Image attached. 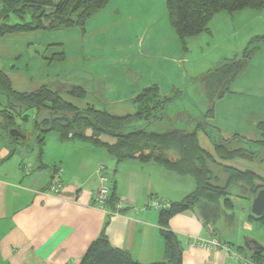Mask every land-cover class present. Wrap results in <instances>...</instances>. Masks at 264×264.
<instances>
[{"label": "crops", "instance_id": "obj_1", "mask_svg": "<svg viewBox=\"0 0 264 264\" xmlns=\"http://www.w3.org/2000/svg\"><path fill=\"white\" fill-rule=\"evenodd\" d=\"M156 1L111 0L87 20L84 34L78 32L75 36L73 78L76 81L70 83L66 78L56 92L79 87L85 91V98L71 100L83 102V107L93 106L110 115L125 116L134 114L132 102L142 91L156 87L162 97L174 98L173 104H179L175 117L185 118L194 125L184 130L191 132L202 125L197 138L206 152L214 154L212 142L229 141V146L246 148L244 142L258 140L257 126L264 125V40L249 47L256 48L255 53L226 94L214 103L206 97L203 78L224 60L238 57L251 40L264 37V16L251 14L255 11H250L248 16H214L207 33L188 38L182 44L169 25L167 12L156 15ZM235 27L238 32L239 28L248 29L242 49L239 45L229 46L216 60V67L203 69L204 61H208L207 39L216 34L219 39L228 36L233 39L237 35ZM57 45L63 51L47 57V63L69 58L63 43ZM91 53L98 54V58L88 64L82 61L83 54ZM2 72L14 92L33 93L42 87L54 91L48 79L33 81L31 74L23 79L32 83V87L18 91L8 74ZM195 97L196 100L204 97L203 107L192 105ZM61 98L66 101L62 95ZM94 102L106 105L98 107ZM187 104H191L195 115ZM166 107L163 121L171 125L173 119L165 114ZM111 109L121 113H109ZM210 109L211 115L204 118ZM54 135L49 138V149L44 141L41 155L36 146L32 149L35 153L32 159L29 157L33 154L22 155L19 142H11L0 130V264H78L91 243L102 235L113 248L126 252L140 264L165 261L164 241L158 226L159 209L151 208L150 203L169 205L182 201L194 190V180L169 173L154 163L130 160L116 164L102 147L88 141L62 142ZM201 139L208 143L207 147L202 146ZM168 155L177 158L174 152ZM242 162L246 161L219 163L264 179V174L241 167ZM252 163L256 161L249 164ZM100 165L106 173L113 170V181L107 187L111 188L114 204L108 205L107 212L94 204L96 190L108 183L99 181ZM48 168L52 173L47 172ZM221 173L220 178L212 175L213 183L225 186L227 174ZM57 178L61 191L54 195L48 189ZM255 185L261 184L256 181ZM228 193L230 209L222 201L214 205L201 202L170 219L168 227L180 242L182 264H236L222 250L189 247L190 238L216 239L250 259L255 255L254 246L247 241L264 247V227L248 214L252 195L239 184L230 185ZM113 207L114 215L109 211Z\"/></svg>", "mask_w": 264, "mask_h": 264}, {"label": "trees", "instance_id": "obj_2", "mask_svg": "<svg viewBox=\"0 0 264 264\" xmlns=\"http://www.w3.org/2000/svg\"><path fill=\"white\" fill-rule=\"evenodd\" d=\"M111 0H0L1 17H7L13 13L23 19L29 13V21L13 25L1 24L0 37L26 33L33 30H53L58 28L80 27L83 29L87 20L102 11ZM165 7L170 27L176 33L182 44L188 38L199 36L208 32V24L211 19L220 12L233 14L245 9L259 12L264 9V0H165ZM46 21L43 24L42 21ZM264 40L258 37L248 43V47L240 57L224 60L219 67L208 72L204 78V89L207 99L214 103L226 94L231 83L243 72L247 62L255 53L256 48L249 47ZM82 100L86 93L79 87H72L61 92L51 91L42 87L33 93H17L11 88L8 78L0 69V129L13 143L17 139L8 137V131L17 129L21 134V122H28L30 117L27 111H34L32 128L37 133L35 145L41 155L45 137L49 133H55L62 142L80 140L88 141L97 147H102L107 154L114 159L116 164L135 160L141 164L154 163L167 172L179 177H190L194 180L195 188L182 201L171 203L167 208L159 209V234L164 241L165 261L152 264H182V252L180 242L170 231L168 223L170 219L182 212L192 209L203 202L214 205L220 201L226 208H232L228 189L232 184H239L243 190H247L252 197L264 188V179L252 172H240L230 167L223 166L222 170L227 174L225 186L213 183V176L209 165H217L220 162H229L240 159L246 162L256 161L258 150L253 146L264 149V125H258V140L244 142L247 148L231 149L230 142H212L213 152H206L199 144L197 130L186 131L173 127L165 132L147 130V127L155 122L165 119L163 114L165 106L174 98L162 97L156 87L146 88L133 100L135 112L132 115H110L105 110L86 106L80 110L76 106L64 101L61 95ZM175 97V96H174ZM210 109L204 118L211 115ZM70 116V117H69ZM137 121H143L146 125L142 128H129ZM90 130V135L85 131ZM101 136L115 139L113 144H107L100 140ZM243 142L242 140H240ZM21 142V141H20ZM174 152L176 159L168 153ZM261 185H255V182ZM113 195L107 202V207L112 206ZM109 209V208H108ZM111 213L114 207L109 210ZM115 213V212H113ZM251 220L253 217L249 215ZM255 221V220H254ZM264 227V217L256 220ZM253 261L263 263L264 253L253 255ZM78 264H140L133 261L124 251L111 246L105 235L95 240L86 250Z\"/></svg>", "mask_w": 264, "mask_h": 264}, {"label": "rangeland", "instance_id": "obj_3", "mask_svg": "<svg viewBox=\"0 0 264 264\" xmlns=\"http://www.w3.org/2000/svg\"><path fill=\"white\" fill-rule=\"evenodd\" d=\"M58 1L59 0H53L54 3H57ZM163 2H164L163 0H157L154 4L157 16H161L162 12L166 14L165 5H163ZM250 11L251 10L245 9L243 11H240L243 13L236 12L233 14H228L226 12H220L216 14L215 16H248L247 14H250L249 13ZM0 12H1V5H0ZM251 14H255L254 16H256V14H258L257 16H264V9L259 12H252ZM1 16H4V15L0 14V25L1 24L13 25L16 23H23L24 21L28 22L29 17H30L29 13H26L23 16V19L16 17L13 13L8 14L7 17H1ZM42 22L43 24H46L45 20ZM236 23L237 21H235V25ZM237 29L238 28L235 27L237 35L235 34V38L233 39H232V36H228L227 38H224V39L223 38L219 39L217 38V34L207 39L209 42L208 61L207 62L204 61L203 69L212 70L214 67H216L217 65L216 60L218 61L220 59L219 57L222 56L226 52V50L229 49V46L239 45V49L240 48L242 49L243 47L242 43L244 41V38L246 37L245 35L247 34L248 29L239 28V32L237 31ZM78 32L80 33L81 36L82 34H84L83 29H81L80 27H71V28H59V29H53V30L38 29V30L26 32V33H18V34H12V35L10 34V35L0 37V69L4 71L6 74H8V76L12 79L15 89H17L18 91L28 90L30 89V87H32V83H28L23 79L24 76H30V74L31 76H33L32 77L33 81L40 82V81H43L44 79H48V82H49L48 85L54 91L59 89V85L63 83L66 78H68L70 83H74V81L76 80L73 78L74 77L73 56L76 55L75 50H76L77 45H76L75 36L78 34ZM58 42L63 43L69 58L66 59V61H52V62L47 63L46 61L47 57L57 54L58 51H61V50L63 51V49H59L57 45ZM242 51L243 50H240L238 54L239 57ZM83 56L84 58H82V61H85L87 64L90 61L93 62L94 59L98 58V54L96 53H91L90 55L83 54ZM26 66H27V69L25 68ZM31 72H33L35 75H33ZM62 96L66 101L73 102L74 106L78 107V109L80 110L85 109V107H83V102L77 103L76 100L74 101L71 100L70 97L66 96L65 94H62ZM88 98L90 97L88 96ZM194 99L191 100L192 105L203 107L204 104L206 103V100L204 99V97H201L199 100H196L197 97H195ZM94 103L98 107H102L106 105L104 103L103 105H101L100 104L101 102H94ZM178 105L179 104L176 102L175 104H173V101L169 102L165 109V114L173 119L172 124L174 128L187 129V130L192 129L194 125L192 126L191 123H188V121L185 118L175 117L177 116L176 109ZM187 106L190 107L189 110L192 113V115H195L192 112L193 107H191V104L190 105L187 104ZM112 111H114L115 113H121L113 109H111V111H108V112L113 113ZM27 114L30 117V120L28 122H21L19 119L16 120L18 122L17 124L20 125V128H19L20 131L25 136V141L20 142L19 140L18 149L20 150L19 152L22 155L30 156L31 154H33L31 155V157H29L33 159L35 156V153L32 152V149H34L36 146L35 137L37 135V133L32 128V118L34 116V111L29 110L27 111ZM145 125L146 124L143 121H137L135 124L130 126L128 129L127 128L122 129L121 132L125 130L135 129V128H142ZM171 128L172 126L169 124V121H161V122H155L149 125L147 127V130L162 133ZM90 133H91L90 130L85 131V134L88 136L90 135ZM50 134H52L50 136H55L53 132ZM50 136H47L45 139L47 141L48 149H49ZM214 136L217 139V135L215 133H214ZM100 140L102 142L103 141H110L113 143L115 142V139L108 137V136H101ZM201 144L205 148L207 147L208 143L205 140L201 139ZM21 145L23 148H19ZM229 148L240 149L241 147H237L236 145H233V146L231 145L229 146ZM252 148H254V150H258V154L256 156L257 157L256 163L249 164L251 162H242L240 166L247 170H251V171L254 170L258 174H264V149H259L256 146H253ZM15 158H17V156ZM236 160H240V159H236ZM216 162H217V165H209V169L210 171L212 170V175L218 176L220 178L222 174L221 172H224L222 170V167L225 165H223L222 163H219L220 161L218 160H216ZM33 164H35L36 166L37 162H33ZM47 172L52 173V169L48 168ZM97 172H98V168H97ZM112 172L113 170H109V172L107 171V173L106 171H104L107 177V182H108L104 185V187H107V185H109L113 181ZM98 176H100V174H98ZM258 183L261 184V182H258ZM108 190L110 194L111 188L110 189L108 188ZM230 190L231 192L233 191L232 187L230 188ZM248 214H249V209H248Z\"/></svg>", "mask_w": 264, "mask_h": 264}, {"label": "built area", "instance_id": "obj_4", "mask_svg": "<svg viewBox=\"0 0 264 264\" xmlns=\"http://www.w3.org/2000/svg\"><path fill=\"white\" fill-rule=\"evenodd\" d=\"M104 171H105V167L100 165L98 167V174H100L98 178L101 184H104L107 182V177ZM60 191H61V184H60L59 178H57L56 180H54L53 184L49 187L48 192L54 195H59ZM109 197H110V194H109L108 188L104 187V185L100 186L94 194L95 206L98 207L99 209L106 211L107 202H108ZM150 207L155 208V209H164L168 207V204L159 203V202H151ZM114 214L116 213H112V215ZM187 243H188V246L191 248L196 247V248H201L205 250H214V251L222 250L226 254H228L231 260L236 264H263V263H257L253 261V259L242 256L238 252L234 251L231 246L223 244L216 239L190 238Z\"/></svg>", "mask_w": 264, "mask_h": 264}, {"label": "water", "instance_id": "obj_5", "mask_svg": "<svg viewBox=\"0 0 264 264\" xmlns=\"http://www.w3.org/2000/svg\"><path fill=\"white\" fill-rule=\"evenodd\" d=\"M8 137L11 139L25 141V136L15 128H12L8 131ZM249 215L253 217L255 221L264 217V188L260 189L253 197L249 207ZM247 242H250L254 246L252 251L255 255L264 253V247L258 245L255 241ZM245 247L250 249L247 243H245Z\"/></svg>", "mask_w": 264, "mask_h": 264}]
</instances>
